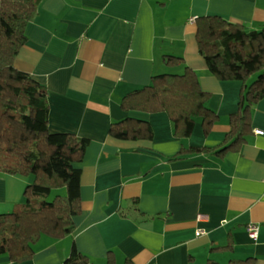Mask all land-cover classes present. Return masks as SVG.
<instances>
[{
  "label": "crops",
  "instance_id": "crops-1",
  "mask_svg": "<svg viewBox=\"0 0 264 264\" xmlns=\"http://www.w3.org/2000/svg\"><path fill=\"white\" fill-rule=\"evenodd\" d=\"M216 15L249 30L264 25V0H42L15 65L45 84L49 127L87 137L82 211L74 230L43 236L28 259L0 264H66L72 247L99 264H207L254 257L264 264V97L251 107L252 131L223 154L183 148L228 142L243 82L212 74L197 44L196 19ZM183 57L168 65L164 55ZM194 69L218 113L208 132L175 133L165 111L126 110L122 98L162 73ZM150 122L152 138H116L113 122ZM30 176L0 172V211L24 199ZM260 225L253 240L247 226ZM201 230V232H199Z\"/></svg>",
  "mask_w": 264,
  "mask_h": 264
},
{
  "label": "trees",
  "instance_id": "trees-1",
  "mask_svg": "<svg viewBox=\"0 0 264 264\" xmlns=\"http://www.w3.org/2000/svg\"><path fill=\"white\" fill-rule=\"evenodd\" d=\"M41 1L0 0V172L33 177L25 187L24 199L13 210L0 211V255L13 261L33 256L41 237L60 238L74 230V216L82 211V169L76 163L90 143L89 138L72 132L50 130L45 84L15 65L27 41V26ZM196 24L199 52L209 71L222 80L242 81L243 90L239 108L230 114L226 144L183 148L173 159L186 151L223 154L240 145L252 131L251 107L264 97V25L249 30L242 23L216 15L198 17ZM164 61L177 65L183 57L167 54ZM209 97L197 72L185 66L180 74L153 75L149 84L127 93L121 105L126 110L165 111L175 133L190 136L198 119L208 132L219 116L207 104ZM109 132L121 139L153 137L150 122L135 117L113 122ZM65 263L93 264L76 246ZM99 264H114V260ZM125 264L135 263L127 259ZM207 264L222 263L209 259ZM228 264L257 263L254 257H247L232 259Z\"/></svg>",
  "mask_w": 264,
  "mask_h": 264
},
{
  "label": "built area",
  "instance_id": "built-area-1",
  "mask_svg": "<svg viewBox=\"0 0 264 264\" xmlns=\"http://www.w3.org/2000/svg\"><path fill=\"white\" fill-rule=\"evenodd\" d=\"M249 236L253 240H257L259 237V230H260V225L258 223L251 222L247 226ZM201 232V230H199Z\"/></svg>",
  "mask_w": 264,
  "mask_h": 264
},
{
  "label": "rangeland",
  "instance_id": "rangeland-1",
  "mask_svg": "<svg viewBox=\"0 0 264 264\" xmlns=\"http://www.w3.org/2000/svg\"><path fill=\"white\" fill-rule=\"evenodd\" d=\"M255 77V75H253V78ZM252 79V78H251ZM33 180V177L30 176V182ZM54 194V193H53Z\"/></svg>",
  "mask_w": 264,
  "mask_h": 264
}]
</instances>
